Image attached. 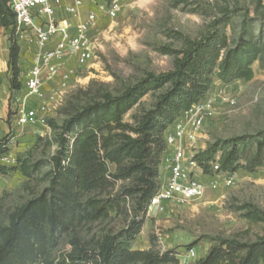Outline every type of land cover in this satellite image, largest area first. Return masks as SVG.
I'll return each mask as SVG.
<instances>
[{"label": "rangeland", "instance_id": "374dc122", "mask_svg": "<svg viewBox=\"0 0 264 264\" xmlns=\"http://www.w3.org/2000/svg\"><path fill=\"white\" fill-rule=\"evenodd\" d=\"M101 2L82 0L80 20L84 21L91 12L97 13ZM222 19L229 20L220 30L228 36L230 47L237 43L243 26H249L253 40L264 45V0H187L180 5L173 0H122L114 19L98 14L87 34L94 48L93 58L83 66L74 58L68 59L62 67L72 71L67 86L61 88L56 79L44 87L48 129L43 128L41 136L30 130L20 137L5 138L7 156L11 155L15 163L3 165L8 170L0 175V223L8 226L11 217L27 202L49 194L55 178L52 157L58 151L64 121L79 109L101 102L106 94L122 95L146 74L172 70L174 56L184 49L185 43L202 40ZM6 31L8 41L14 36L17 40L15 33ZM251 68L250 81L224 83L216 77L212 79L207 98L214 105L215 115L198 138L197 152L217 141L264 139V52ZM221 94L233 100L234 105L222 103ZM153 102V94L148 93L123 116L122 123L132 125L140 109ZM20 167H25L28 174ZM108 169L114 173L115 166L109 164ZM197 176L207 185L214 181L201 196L183 203H166L149 215L146 209L138 214L143 222L131 243L132 250L159 256L169 253L176 264H195L221 240L251 244L264 236V222L245 217L251 208L264 213V169L211 175L200 170ZM127 188V182H116L106 191L85 194L83 202L108 196L125 198ZM136 200L135 195L127 198L118 209L96 221L78 214L66 228L53 233L51 244L36 264L56 262L79 248L93 250L105 236L120 234L136 219ZM191 250L195 259L190 261L187 256Z\"/></svg>", "mask_w": 264, "mask_h": 264}, {"label": "trees", "instance_id": "16d2710c", "mask_svg": "<svg viewBox=\"0 0 264 264\" xmlns=\"http://www.w3.org/2000/svg\"><path fill=\"white\" fill-rule=\"evenodd\" d=\"M173 1L176 5L187 2ZM228 21H218L217 28L200 41H187L184 49L174 56L172 70L159 75L146 74L122 95L106 94L101 102L79 109L64 121L58 151L52 157L55 178L49 194L27 202L11 217L8 226L0 223V264H36L51 244L53 233L66 228L75 216L82 214L91 221L103 219L134 195L136 219L123 232L105 236L93 250L79 248L46 264L177 263L169 253L159 256L132 250L131 243L143 222L137 218L138 214L145 211L159 188L167 129L183 112L208 97L214 77L224 83L253 78L251 66L264 52V45L253 40L249 26H243L237 43L230 47L228 36L220 30ZM14 25L13 12L0 0V27L14 34ZM9 42V85L11 90H18L20 49L15 36ZM148 93L153 94L154 102L140 109L132 125L123 124V116ZM5 138L0 140L1 155H7ZM193 159L206 175L213 173L212 165L216 162L220 172L239 169L254 172L264 169V139L217 141L197 152ZM109 164L115 166L114 173L109 172ZM20 169L28 174L25 167ZM7 170L0 165V175ZM120 181L128 183L125 198L108 196L83 202L85 194L106 191ZM245 217L264 222V213L255 208L248 209ZM195 264H264V236L251 244L221 240Z\"/></svg>", "mask_w": 264, "mask_h": 264}, {"label": "built area", "instance_id": "2783aa9c", "mask_svg": "<svg viewBox=\"0 0 264 264\" xmlns=\"http://www.w3.org/2000/svg\"><path fill=\"white\" fill-rule=\"evenodd\" d=\"M13 12L14 31L17 38H25L33 45L31 66L28 69L24 88L25 94L12 98L14 118L17 126L38 125L47 128L48 107L44 101L46 84L59 80L65 88L72 77V71L62 70L64 63L74 58L80 66L86 65L94 55L93 45L88 40L90 25L98 14L114 19L122 7V0H111L98 4L97 13L91 12L81 21L82 0L62 7V0H2ZM63 8L64 16L57 18L56 10ZM35 99L38 105H31ZM4 99L0 96V105ZM220 101L234 105V101L223 94ZM215 115L210 98L193 105L183 112L164 134V153L161 165L162 176L159 188L146 208L152 210L169 202L183 203L201 196L214 184L198 178V168L193 157L196 145L205 124ZM40 132V136L43 135ZM11 155L0 154V165L14 164ZM213 174H219L217 163L212 165ZM188 260L195 259L190 251Z\"/></svg>", "mask_w": 264, "mask_h": 264}, {"label": "crops", "instance_id": "0c3cea01", "mask_svg": "<svg viewBox=\"0 0 264 264\" xmlns=\"http://www.w3.org/2000/svg\"><path fill=\"white\" fill-rule=\"evenodd\" d=\"M72 0H62V7L71 5ZM56 10L57 18L64 16L63 8ZM17 44L19 46V69L20 76L18 81L20 87L18 90H11L9 85V48L10 42L7 39V31L0 27V96L4 99L0 105V140L6 136L20 137L23 132L33 130L35 136H40V132L43 130L38 125H25L17 126L14 118V108L12 104V98L22 96L25 94L24 80L28 69L31 66L32 53L34 51L33 45L29 43L25 38H17ZM38 101L35 99L30 100L31 105H38ZM162 169L160 168V173ZM162 176V175H161ZM161 180V177H160Z\"/></svg>", "mask_w": 264, "mask_h": 264}]
</instances>
